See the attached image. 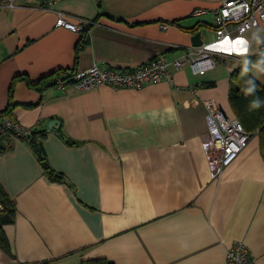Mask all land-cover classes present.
Returning a JSON list of instances; mask_svg holds the SVG:
<instances>
[{"label":"crops","instance_id":"0c3cea01","mask_svg":"<svg viewBox=\"0 0 264 264\" xmlns=\"http://www.w3.org/2000/svg\"><path fill=\"white\" fill-rule=\"evenodd\" d=\"M0 0V111L39 132L44 170L28 138L0 134V187L13 204L2 222L0 264H226L242 240L264 264V161L257 135L213 175L201 147L204 99L234 115L223 60L203 73L170 66L172 81L140 88L51 84L57 69L131 68L202 44L257 67L264 26L216 39L222 0ZM204 11L196 15L192 11ZM56 11L88 21L85 34L54 25ZM195 26V29L191 28ZM252 69H255L252 67ZM254 72V71H252ZM27 77L37 86L26 83ZM56 119L58 130L48 127ZM64 136L79 140L67 143ZM5 211L0 208V215Z\"/></svg>","mask_w":264,"mask_h":264},{"label":"built area","instance_id":"2783aa9c","mask_svg":"<svg viewBox=\"0 0 264 264\" xmlns=\"http://www.w3.org/2000/svg\"><path fill=\"white\" fill-rule=\"evenodd\" d=\"M29 0H6L9 7H17ZM201 8L192 11L193 15L203 12ZM88 21L73 17L68 13L56 11L54 25H60L74 31L85 30ZM264 26V0H222L212 11V26L216 39L229 37L230 32L240 35L247 29ZM223 60L232 69V65L247 63L238 55L218 52L207 45H190L180 56L167 59L162 55L153 56L131 68H116L93 63L83 69H70L56 75L53 84L62 86L72 83L76 89H87L100 84L118 87L140 88L148 82L159 80L172 81L170 66L175 69L188 65L193 73H203L217 61ZM259 70V69H258ZM206 107V133L201 138V147L206 155L213 175L230 164L245 147L258 129L245 130L236 115H229L212 98L203 100ZM10 132L16 136L29 138L36 131L23 127L18 120L0 114V134ZM37 138L40 134L36 133ZM226 264H253L249 250L242 240H235L224 252Z\"/></svg>","mask_w":264,"mask_h":264},{"label":"trees","instance_id":"16d2710c","mask_svg":"<svg viewBox=\"0 0 264 264\" xmlns=\"http://www.w3.org/2000/svg\"><path fill=\"white\" fill-rule=\"evenodd\" d=\"M193 29H195V26L191 28V30ZM80 32L81 35L85 34L84 30H81ZM262 50L264 49H260L254 57L259 58V52ZM259 60H262V58H259ZM252 63L257 64V62L255 61H252ZM246 68L247 71H245ZM67 69L66 68L57 69L52 73L48 74L45 78L51 79L50 83L53 84V78L56 75L65 72ZM70 69H74V68H70ZM230 76L232 78L233 84L229 87L228 90V100L234 111V115L237 116V118L239 119L245 130L252 131L255 128L258 129L256 135L259 140L260 155L264 161V105L256 109L249 110L250 100H252L257 96L260 99L264 100V72H261L258 69H252V67L249 64L243 63L240 66H238L236 69L231 71ZM22 78L25 79L26 83L34 86H37V83L40 82V80H42L40 79L37 82H31L25 76H22ZM249 79L255 81L257 87L253 94L245 95L242 89L248 86L247 82ZM9 112L10 109L7 107L4 110L0 111V114H7L10 116ZM36 133L40 134L39 132H34L32 136L28 138V141L31 144L36 156L38 157V160L40 162L44 161L45 163V154L42 144L40 142V138L42 135L40 134V137L37 138ZM64 139L67 143L80 142L79 140L71 139L67 136L66 137L64 136ZM44 170L50 176H52L53 173L52 169L48 165H46V163L44 165ZM0 208L5 211L2 215H0V225H1L2 222H7L12 219L13 209H14L11 200L5 194V192L2 190L1 187H0ZM2 241H5V239L0 230V243H2ZM79 264H112V263L103 258H95V259H88L81 261Z\"/></svg>","mask_w":264,"mask_h":264},{"label":"clouds","instance_id":"9594fccd","mask_svg":"<svg viewBox=\"0 0 264 264\" xmlns=\"http://www.w3.org/2000/svg\"><path fill=\"white\" fill-rule=\"evenodd\" d=\"M257 67L261 72H264V60H259L257 62ZM247 71V68L245 69ZM247 87L243 88L242 91L245 95L253 94L257 87L255 81L249 79L247 82ZM264 105V100L260 99L258 96L249 101V110L256 109Z\"/></svg>","mask_w":264,"mask_h":264},{"label":"water","instance_id":"95a60500","mask_svg":"<svg viewBox=\"0 0 264 264\" xmlns=\"http://www.w3.org/2000/svg\"><path fill=\"white\" fill-rule=\"evenodd\" d=\"M191 42L192 45L202 44V39L200 38L199 31H196L191 35ZM48 127L52 129H58V121L56 119L49 120ZM41 164L44 166L45 165L44 161H42Z\"/></svg>","mask_w":264,"mask_h":264}]
</instances>
